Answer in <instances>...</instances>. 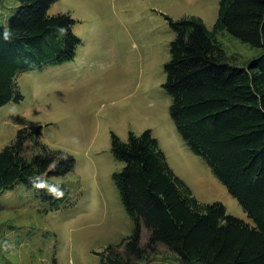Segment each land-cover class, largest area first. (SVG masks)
<instances>
[{
	"label": "trees",
	"instance_id": "1",
	"mask_svg": "<svg viewBox=\"0 0 264 264\" xmlns=\"http://www.w3.org/2000/svg\"><path fill=\"white\" fill-rule=\"evenodd\" d=\"M55 0H18L0 23V106L23 98L16 79L25 70L71 60L81 39L68 12L49 14ZM163 83L169 114L189 148L238 199L254 224L203 203L169 166L149 129L113 132L111 151L123 163L112 174L131 233L109 244L100 264H145L163 247L180 264H264V0H220L211 29L196 15L172 19ZM226 30L260 50L246 65L232 63L216 35ZM74 157L41 139V126H22L0 150V194L16 183L38 185L57 209L71 204L62 183L49 180L74 167ZM143 235L145 237L143 238Z\"/></svg>",
	"mask_w": 264,
	"mask_h": 264
},
{
	"label": "rangeland",
	"instance_id": "2",
	"mask_svg": "<svg viewBox=\"0 0 264 264\" xmlns=\"http://www.w3.org/2000/svg\"><path fill=\"white\" fill-rule=\"evenodd\" d=\"M18 5V0H0L1 24ZM219 6L220 0H55L50 5L49 14L72 16L81 42L71 60L17 75L23 98L0 106V150L19 127L41 126L45 144L75 159L66 175L49 178L67 188L71 204L49 209L38 185L5 189L0 264H100L102 251L131 233L133 219L112 180L123 166L111 151L112 132L126 141L129 131L149 129L169 166L200 202H221L227 214L254 224L178 132L163 86L174 38L168 17L196 15L211 29ZM216 38L237 65L260 53L226 30ZM159 250L145 264H180L174 254Z\"/></svg>",
	"mask_w": 264,
	"mask_h": 264
}]
</instances>
